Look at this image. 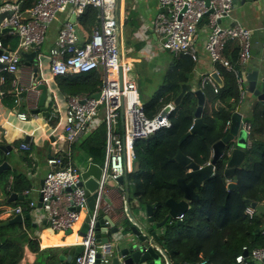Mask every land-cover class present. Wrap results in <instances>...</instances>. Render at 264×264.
<instances>
[{
	"label": "built area",
	"instance_id": "obj_1",
	"mask_svg": "<svg viewBox=\"0 0 264 264\" xmlns=\"http://www.w3.org/2000/svg\"><path fill=\"white\" fill-rule=\"evenodd\" d=\"M34 1L24 15L18 4H0V13L12 12L8 19L2 21L1 27H11L19 36L18 47L13 51L4 49L0 41V64L5 65L4 68L9 73L17 71L24 52L40 51L47 28L58 11L71 7L75 18L79 19L89 7L99 10L100 25L92 29L89 38H81L76 21L65 22L58 32L55 45L49 50L52 76L78 75L92 71H98L101 75L99 89L93 93H98V97L93 94L65 96L64 145L58 155L47 159L48 170L38 190L49 228L54 233H66L77 223L80 215L88 211L86 190L80 185L82 168L75 161L72 147L88 132L92 124H97L100 108L103 107L107 126L108 175L117 179L127 177L134 169L135 142L149 137L159 129L169 128L170 116L176 106L166 103L153 117L146 116L145 108L139 101L137 85L129 76L132 68L121 60L118 22L110 14L115 8V0ZM157 1L162 12L155 21V30L162 48L197 61L199 51L196 42L202 26L207 31L203 51L213 65L212 72L219 75L216 64L232 72L238 81L241 100L249 92L248 85L243 81V69L252 58L251 31L235 20L230 22L233 0H209L208 5L205 0ZM209 10L212 12H208ZM230 44L238 49L234 64L224 56V51ZM206 84H210L213 93L218 95L219 87L210 74L201 76L198 89L202 91ZM13 92L19 94L21 88L14 89ZM212 107L214 111L228 110V106L220 99L214 101ZM19 117L25 119L26 115ZM230 122L231 119L226 121L225 128H229ZM242 128L249 140L251 124L243 121ZM21 146L28 149L27 145ZM231 150L232 146H229L225 153L230 154ZM35 204L31 202L30 206L34 207ZM16 212L20 213V209H16ZM256 213V208L251 206L245 210L249 218H253ZM183 216L180 215L175 220H183ZM262 233L264 234V227ZM76 245L83 247V252L76 257L75 264L109 263V245L98 242L93 232V221L89 223L88 230L80 235ZM44 247L40 245V250ZM98 250L101 251L100 257H97ZM235 262L264 264V247L249 248L244 245L235 257ZM198 264L212 263L202 260Z\"/></svg>",
	"mask_w": 264,
	"mask_h": 264
},
{
	"label": "trees",
	"instance_id": "obj_2",
	"mask_svg": "<svg viewBox=\"0 0 264 264\" xmlns=\"http://www.w3.org/2000/svg\"><path fill=\"white\" fill-rule=\"evenodd\" d=\"M33 1H28L24 7L33 6ZM99 10L93 7L86 9L85 14L80 18L85 29L91 31L96 26V16ZM125 29L127 43L133 31L138 27L137 15L134 9L127 3L125 8ZM238 49L230 44L224 51V56L234 64ZM177 65L172 77V82L167 93L158 101L160 104L175 99L180 92L182 83L190 82L194 76L195 62L183 55L176 57ZM219 76L223 85L219 87L218 95L213 93L210 84L203 88L204 107L201 118L203 137L197 134L190 135L182 143L180 138L187 133L193 123L194 113L198 106L197 98L193 91H188L182 98L180 104L170 116L171 126L162 128L145 139H139L134 144L135 160L134 169L127 175L128 190L130 199H135L138 207L145 210L146 205L156 204L153 208L152 218L155 222L164 219L167 214L166 201L174 199L179 201L182 194L177 185L178 178H185L187 168L176 161H172L177 151L190 157L199 166L206 165L211 160L212 145L223 139L228 132L225 128L227 120L231 119L233 111L240 104V90L238 81L234 74L227 71L225 67L216 64ZM188 74V77H186ZM56 83L60 91L66 95H79L82 93L93 94L99 89L100 74L98 71L78 75L56 76ZM8 86L5 88L3 103L9 107L16 104L15 93H9L11 89V77H6ZM200 82V81H199ZM217 99L222 100L228 110H213V103ZM155 103V101H152ZM155 106H160V104ZM154 106V107H155ZM146 114H152L153 108L144 106ZM259 103L253 118L248 120L253 130L259 133V137L250 136V146L245 151V157L239 167L236 168L233 179L237 180L238 191L228 190V179L223 175L227 163V155L223 154L214 167V175L196 193L198 200L191 202L190 210L183 216L182 232L171 236L166 234L165 246L175 256V261L180 264H198L206 260L212 264H237L235 257L242 251V247L249 248L264 247V215L257 212L253 218L245 214L249 206L244 199H249L257 204L264 200V109ZM49 125L54 127L57 124V114L51 115L48 119ZM231 146L228 143L226 148ZM5 157L0 151V162ZM94 161V159H91ZM8 171L1 179L4 194L5 183L8 179ZM188 181L187 178H185ZM15 188L27 190L30 184L21 173L14 174ZM5 185V186H4ZM2 221H0L1 223ZM26 222V227H30ZM257 230L259 232H257ZM6 228L0 227V239L2 240L3 258L0 264H19L23 258L24 246L33 253H39V241L36 238L21 240L15 231L12 238H4ZM5 239H8L4 241ZM51 253L60 250L58 247L50 248ZM255 264V263H251Z\"/></svg>",
	"mask_w": 264,
	"mask_h": 264
},
{
	"label": "crops",
	"instance_id": "obj_3",
	"mask_svg": "<svg viewBox=\"0 0 264 264\" xmlns=\"http://www.w3.org/2000/svg\"><path fill=\"white\" fill-rule=\"evenodd\" d=\"M28 1L32 0H0V4L3 2L18 4L21 13L24 15L25 11L30 8H23ZM33 2L35 3L34 0ZM127 3L136 12L138 21V27L133 31L131 37H129V44L127 43L128 38L126 36L124 24ZM85 11L83 14H85ZM161 12L162 8L157 0H119L118 28L120 56L122 62L128 63L132 68V72L129 75L131 79L137 77V72L140 66L145 62V66L149 70H154L156 66L166 62L164 54L168 51L162 48L159 42V35L155 30V21ZM72 14L71 7H66L63 11H60L55 15V18L47 28L45 41L43 42L40 51L36 53L35 57L28 58L23 56L22 63L19 65L17 71L9 73L5 68L0 66V146L10 145L12 148L11 153L14 152L18 160V170L9 171L8 179L5 183L6 186L4 185L7 194H4L1 191L2 183L0 182V221L3 222L4 220L10 219L16 214H21L23 217L29 216L30 219L27 222H29L30 225L32 222L37 224V230L32 229V232L21 240L28 241V239L33 238L38 239L39 252L43 250H40V245L45 246L44 249L58 247L60 248L59 252L64 249L76 247V242H78L80 237V229L83 219L87 214V212H85L80 215L79 220L70 230V233H54L49 228L42 206L39 207L40 197L38 190L41 187L40 182L43 181L44 175L48 170L47 159L58 155L64 145L63 125L66 109L65 96L68 95H64L60 91L56 83V76L51 75L49 68V50L55 45L56 37L63 24L65 22H71ZM110 14L115 18V8ZM230 17V22L235 20L250 29L251 48L256 51V56L259 57L263 50L264 43V0H251L236 4L230 12ZM80 18H75V21L77 23L79 35L85 40L86 38H89L92 29L100 25V20L97 15L96 26H93L91 31H88L81 24ZM199 30L200 34L196 42L199 54L197 61H194V78L190 82H187L191 85L192 90H197L200 85L199 81L201 76L212 73L213 69L209 57L203 51V44L206 40L207 31L204 30L202 26ZM0 41L2 42L4 49L13 51L18 47L19 36L14 29L11 28L9 31L0 32ZM31 52L32 51L28 50L23 54ZM254 69H257V65L255 59L252 57L243 69L245 71L243 77L245 85H248L246 80L247 71ZM263 75L264 73L260 72L257 78L256 87L258 89H261L262 87L261 79ZM8 76L12 78L9 84L11 86V89L8 91L9 93H14V89L21 88V93L15 94L17 98L16 104L13 107H9L2 102L5 88L8 86L6 79ZM13 81L15 84H13ZM204 99H206V96ZM167 103H173V100ZM259 103L260 102L257 98L250 92L243 96L238 108L233 111V113L237 112L241 115V127L243 121L251 124L248 119L257 116L255 115V110ZM164 104L166 103H162L160 106ZM39 106L46 107L47 112H49L47 117H39L38 115L30 113V110L38 108ZM261 106L263 107L262 109H264V105L261 104ZM152 112H154V110ZM22 114L26 115L25 119L19 117ZM52 114H57L58 116L57 124L54 127H51L48 121ZM254 132L253 126L251 125L250 136H253L254 134L255 137H259V133L256 132L255 134ZM97 134L98 138L101 136V138L105 139L104 136L105 134L107 135V126L106 129H103V127L97 129V124H92L89 127L88 132L72 147L75 161L81 168L85 167L90 161H92L91 159H94V162L96 163L106 164V143L103 141L101 142V145H97L94 140L97 137ZM26 135L28 136V142L24 144L23 139ZM250 136L249 140H247L248 147L251 143ZM260 138H264V133H262V136L260 134ZM22 144L27 145L28 149L22 148ZM101 152H104L105 154L104 161H101ZM212 154L213 151L211 152V156ZM15 173H21L25 176L26 181L30 184L29 189L18 190L15 188ZM111 192L113 196H116V204L121 207L122 213L129 224L132 225L133 223L128 218V214L135 219L143 216L144 213L142 212L140 214L139 212V210L141 211L143 209L138 208V203L135 199H130V194L129 201L133 206H130L128 210L125 208L124 201L121 202V200L117 198L116 189ZM11 193H16L17 195L22 196L23 200L17 199L13 203L8 204L6 199ZM121 195L124 194L121 193ZM31 202L36 203L34 207L30 206ZM255 208L258 213L264 215V200L257 204ZM16 209H20V213H17ZM27 228L30 229V227H26L25 229ZM23 230L21 228L20 231ZM69 239H72V241L69 242ZM166 251L171 257V260L174 263H178L175 261V256H173L168 249H166ZM23 258L24 264L27 261L32 264L35 259V253L29 250L27 243L24 246Z\"/></svg>",
	"mask_w": 264,
	"mask_h": 264
},
{
	"label": "water",
	"instance_id": "obj_4",
	"mask_svg": "<svg viewBox=\"0 0 264 264\" xmlns=\"http://www.w3.org/2000/svg\"><path fill=\"white\" fill-rule=\"evenodd\" d=\"M251 0H233L234 5L244 3ZM206 5L209 4V0H205ZM118 10L119 0H115V18L118 22ZM208 12H212L209 10ZM12 14L11 11H5L0 13V32L9 31L11 27H1L2 21L8 19ZM71 22H75V15L72 14ZM119 34V28H118ZM120 44V41H119ZM2 50L0 49V54ZM252 57L255 59L257 69L247 71L246 80L248 82V90L253 94L257 100L264 105V75L261 79L262 87L258 89L256 87L257 78L260 72L264 73V43L263 50L259 57L256 56V51L251 50ZM36 53L31 52L23 54L24 57H35ZM3 68L5 65L0 64ZM213 81L220 87L223 85L222 79L219 75L212 72L210 73ZM188 77V74L186 75ZM193 91L197 98V108L194 113V120L190 130L185 133L179 140L180 143L185 141L190 135L197 134L203 137V127L205 124L201 118V113L204 105V94L201 90H192L189 83H182L180 85V92L173 100V104L177 107L183 96L188 92ZM94 97H98V93L93 94ZM31 114L38 115L39 117H47L46 107L39 106L38 108L30 110ZM28 136L23 139V143L28 142ZM247 133L241 127V115L234 112L231 117L230 126L225 137L212 145V157L210 162L206 165L199 166L192 159L184 155L180 150L177 151L172 161H176L181 166L187 168L185 178H178L177 185L180 188L182 199L176 201L174 199H168L165 203L167 208V214L163 220L155 222L152 218L153 208L156 204L146 205L145 217L146 222H142L140 218H128L132 221V225L129 224L122 213L121 207L116 204V196H113L111 191L116 189L117 198L124 201L125 208L129 210L133 204L129 201L128 179L127 177H119L112 179L108 175V169L106 164H99L94 161H90L85 167L82 168L80 173V185L86 190L88 211L83 219V223L80 229V235H83L89 228V223L93 221V232L98 242L102 244H108V250L110 251L108 264H179L174 263L171 260L168 252L166 251L165 239L166 234L175 236L179 233L180 227L183 225V220H175L180 215H185L190 210V203L198 200L199 195L196 190H199L206 182L211 180L215 171L216 161L223 156L226 151V146L231 143L232 150L230 154H227V163L223 171V175L228 179L227 189L238 191L237 180L233 179L235 176L236 168L241 165L245 157V151L247 147ZM0 151L5 157L0 162V181L5 172L13 171V164L18 166L17 158L14 161L9 159L12 155V148L10 145L0 146ZM43 181L40 182L42 186ZM123 186V188L121 187ZM2 193V192H1ZM124 194V195H121ZM3 195V194H2ZM17 199L23 200L22 196L16 193H11L6 202L8 204L13 203ZM244 202L255 208L257 203L244 199ZM41 205V199H39V207ZM73 209V208H71ZM30 217H23L21 214H16L10 219L4 220L0 223V227L6 228L4 238L13 235L17 228L21 230L26 228V222ZM30 228L37 230V224H31ZM257 232H259L257 230ZM67 233H70L68 231ZM27 233H22L20 239H23ZM2 241L0 239V247ZM83 252V247L76 246L70 249H64L56 253H51L50 248L43 249L39 253H35V259L32 264H75L76 257ZM101 251L98 250L97 257H100ZM246 255V252H244ZM99 262V261H98ZM25 264H31L27 261Z\"/></svg>",
	"mask_w": 264,
	"mask_h": 264
},
{
	"label": "rangeland",
	"instance_id": "obj_5",
	"mask_svg": "<svg viewBox=\"0 0 264 264\" xmlns=\"http://www.w3.org/2000/svg\"><path fill=\"white\" fill-rule=\"evenodd\" d=\"M164 57L166 59V62L156 66L154 70H149L145 65L146 62L143 63L139 70H138V74L137 77H133L132 79L135 81L137 88H138V94H139V101L143 106L149 105V108H153L156 104H158L161 99V97H163L171 84V80L172 77L174 75V71L176 69V65H177V60L176 57H178L177 55L171 53V52H166V54H164ZM163 65V66H162ZM187 75V74H186ZM193 80V79H192ZM152 101H155V103H152ZM163 106V105H162ZM162 106H155L154 107V112H152V114H146L147 117L151 118L153 117ZM145 108V107H144ZM156 110V111H155ZM146 112V109H145ZM103 127V129H106V120L103 114V107L100 108V113L98 115V119H97V129ZM100 136V135H99ZM98 134L97 137L94 139L95 143H97V145H101V142H107V135L105 134L104 138H98ZM103 156V157H102ZM9 159L11 161H14L16 159L15 153L13 152L12 155L9 156ZM105 160V154L104 152H101V161ZM15 167V169H14ZM13 171H17L18 170V166H16V162L15 165L13 164ZM16 174V173H15ZM25 177V176H24ZM27 178V177H26ZM139 209H141L140 207H138ZM140 214L143 212L144 214L146 213L145 210H139ZM143 214L142 217H140V220H142V222H144L145 224H147L146 222V217ZM16 234H18L19 232L21 233L20 235H22V233H24L23 231H20L19 228L16 229ZM182 232V228L180 227L179 232ZM9 238L14 239L13 235L8 236ZM20 237V236H19ZM8 239H5L4 241H6ZM3 253L2 250H0V261L3 258ZM24 258H22V260L20 261V264H24Z\"/></svg>",
	"mask_w": 264,
	"mask_h": 264
},
{
	"label": "flooded vegetation",
	"instance_id": "obj_6",
	"mask_svg": "<svg viewBox=\"0 0 264 264\" xmlns=\"http://www.w3.org/2000/svg\"><path fill=\"white\" fill-rule=\"evenodd\" d=\"M22 230H23V229H22ZM23 232H24V233H27V235H29V234L32 232V228H30V229H28V228L25 229V228H24ZM20 234H21V233H18L17 236L19 237ZM19 238H20V237H19ZM1 241H2V240H1ZM1 246H2V245H1ZM0 248H1V247H0Z\"/></svg>",
	"mask_w": 264,
	"mask_h": 264
},
{
	"label": "bare ground",
	"instance_id": "obj_7",
	"mask_svg": "<svg viewBox=\"0 0 264 264\" xmlns=\"http://www.w3.org/2000/svg\"><path fill=\"white\" fill-rule=\"evenodd\" d=\"M59 12H60V11H58V12L56 13V15H57ZM68 241L70 242V241H72V239H69ZM48 242H49V241H48Z\"/></svg>",
	"mask_w": 264,
	"mask_h": 264
}]
</instances>
